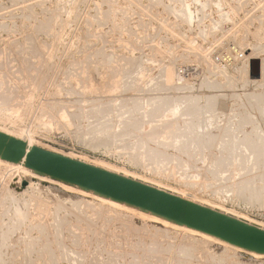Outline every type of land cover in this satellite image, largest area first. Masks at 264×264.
<instances>
[{
	"label": "rangeland",
	"instance_id": "obj_1",
	"mask_svg": "<svg viewBox=\"0 0 264 264\" xmlns=\"http://www.w3.org/2000/svg\"><path fill=\"white\" fill-rule=\"evenodd\" d=\"M0 131L264 229V0H0ZM0 264L264 255L0 159Z\"/></svg>",
	"mask_w": 264,
	"mask_h": 264
},
{
	"label": "water",
	"instance_id": "obj_2",
	"mask_svg": "<svg viewBox=\"0 0 264 264\" xmlns=\"http://www.w3.org/2000/svg\"><path fill=\"white\" fill-rule=\"evenodd\" d=\"M250 77H260L258 65L250 68ZM0 159L22 163L35 175L196 230L247 252L264 255L262 228L138 180L35 146L28 147L25 141L1 131ZM25 186L23 181L21 187Z\"/></svg>",
	"mask_w": 264,
	"mask_h": 264
},
{
	"label": "bare ground",
	"instance_id": "obj_3",
	"mask_svg": "<svg viewBox=\"0 0 264 264\" xmlns=\"http://www.w3.org/2000/svg\"><path fill=\"white\" fill-rule=\"evenodd\" d=\"M196 2V1H195ZM186 7V6H185ZM184 9V8H183ZM187 9V8H186ZM188 10V9H187ZM184 12H187V11H184ZM184 12H183V14H184ZM191 12V11H190ZM188 13V12H187ZM187 13H186V15H187ZM183 14H182V16H183ZM185 15V16H186ZM186 17H188V16H186ZM190 17H188V20H190L189 19ZM205 18V17H204ZM185 19V18H184ZM219 22V21H218ZM214 23V22H213ZM247 51H249L248 49H247ZM246 51V52H247ZM235 57V56H234ZM246 58H247V60L249 59H251V56H250V54H246ZM247 67V66H246ZM255 99V98H254ZM192 100V99H191ZM194 101H196V100H194ZM184 103V102H183ZM188 103V102H187ZM190 103H192L191 101H190ZM193 103H195V102H193ZM166 105V104H165ZM188 105H190V104H188ZM187 106V105H186ZM192 106V105H191ZM187 107H190V106H187ZM166 109V108H165ZM183 110H185V108L183 109ZM174 112H172L173 114H175L176 112H177V110L176 109H174L173 110ZM186 111V110H185ZM185 111H183V113L185 112ZM199 113H200V110H199ZM181 115V114H180ZM182 115H184V116H187L188 115V113L185 115V113L184 114H182ZM181 115V116H182ZM191 116V115H190ZM193 118V117H192ZM226 118V117H225ZM189 119V118H188ZM197 119V118H196ZM181 120V119H180ZM195 121V120H194ZM193 121H191V123H192ZM199 123V122H198ZM185 127V126H184ZM185 128H187V127H185ZM184 129V128H183ZM2 130V129H1ZM179 130V129H178ZM181 130V129H180ZM188 130V129H187ZM191 130V129H190ZM189 130V131H190ZM201 130H202V128H201ZM5 131V130H4ZM4 131H1V132H3V133H6V132H4ZM182 131V130H181ZM197 131V133H199L200 134V132H198L199 130H196ZM260 131V130H259ZM9 133V132H8ZM188 133V132H187ZM195 133V132H194ZM7 134V133H6ZM11 134V133H10ZM180 134H182V133H180ZM190 134V133H189ZM205 134V133H204ZM225 134V133H224ZM7 135H9V134H7ZM185 135V134H184ZM195 135H196V133H195ZM256 135V134H255ZM255 135H253V136H255ZM11 136H12V134H11ZM197 136H200V135H198L197 134ZM203 136V135H202ZM227 136V135H226ZM232 136V135H231ZM234 136V135H233ZM257 136V135H256ZM182 137V136H181ZM189 137V136H188ZM191 137V136H190ZM201 137V136H200ZM230 137V136H229ZM183 138V137H182ZM226 138H228V137H226ZM233 138V137H232ZM179 139V138H178ZM248 139V138H247ZM180 140V139H179ZM225 140V139H224ZM228 140V139H227ZM235 140V139H234ZM253 141V140H252ZM257 141V140H256ZM225 142V141H224ZM260 141L258 140V143H259ZM220 143V142H219ZM218 143V144H219ZM222 143V142H221ZM228 144V145H227ZM227 147L225 146L224 148H227V152L229 151V152H241V150L244 152L245 150H248V151H250V152H252V149H253V147H257L258 148V144H257V142L256 143H250L249 141H243V142H239V140L237 141V142H234V141H230L229 143L227 142ZM260 144V143H259ZM261 144L263 145V143H262V139H261ZM249 145V146H248ZM260 147V146H259ZM235 148V149H234ZM261 148H262V146H261ZM261 148L259 149V150H261ZM221 149H223V148H221ZM263 149V148H262ZM224 151V150H223ZM222 152V151H221ZM227 152H225V153H227ZM242 152V153H243ZM245 152H247V151H245ZM250 152H248V154L250 155V154H252V153H250ZM245 154H247V153H245ZM235 155V154H234ZM241 155H243V154H241ZM233 157V156H232ZM250 157H254L253 155L252 156H250ZM249 157V158H250ZM246 158H247V155H246ZM236 159V158H235ZM251 159V158H250ZM253 159V158H252ZM100 203H102V200H101V202ZM106 203V202H105ZM104 203V204H105ZM109 205V204H108Z\"/></svg>",
	"mask_w": 264,
	"mask_h": 264
},
{
	"label": "built area",
	"instance_id": "obj_4",
	"mask_svg": "<svg viewBox=\"0 0 264 264\" xmlns=\"http://www.w3.org/2000/svg\"><path fill=\"white\" fill-rule=\"evenodd\" d=\"M232 51H233V53H235V57L234 58L243 60V56H244L243 53H239L238 51H234V50H232ZM232 58L233 57H232L231 53L230 54H224V55H218V56H214L213 62L215 64H218V65L226 64V63H229ZM178 74H179V76L182 77L185 74V72H184V70L182 68H180L178 70Z\"/></svg>",
	"mask_w": 264,
	"mask_h": 264
}]
</instances>
